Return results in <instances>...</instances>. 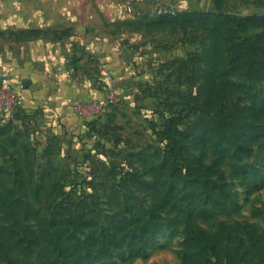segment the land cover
Here are the masks:
<instances>
[{
  "label": "rangeland",
  "instance_id": "obj_1",
  "mask_svg": "<svg viewBox=\"0 0 264 264\" xmlns=\"http://www.w3.org/2000/svg\"><path fill=\"white\" fill-rule=\"evenodd\" d=\"M160 7L172 15L218 9L214 0H142L135 4L79 0V15L84 19L93 13L98 16L93 31L100 28L102 37L110 34L123 43L124 66L112 69L107 53L90 37L75 49L79 54L68 52L66 69L72 82L79 78L80 85L89 83L88 94L35 100L23 106L16 119L0 115V229L11 227L19 216L7 190L38 209L50 223L56 213H76L77 204L83 201L94 224L80 231L83 245L87 246L86 238L92 233L106 230L97 247L105 246L109 252L101 260L92 253L89 264H185L186 227L179 211L183 184L171 170H163L170 133L171 140L184 146L172 153L173 163L185 170L201 160L204 166L218 170L202 180L204 197L215 182L228 185V208L212 217L201 208L198 227L226 249L224 264H258L246 234L254 232L264 238V149L256 147L251 157L238 162L198 143L213 38L204 26L156 24L163 14ZM107 10L126 15L108 17ZM222 11L231 16L264 14V0H225ZM75 30L65 36L74 38ZM243 36L261 39L264 45V25L250 28ZM89 44L101 60L91 58ZM104 68L113 75L112 83L105 79ZM218 68L217 92L222 104L227 110L238 105L243 118L254 122L248 110L255 100L263 99L264 74L256 80L244 77L226 53ZM69 69L74 70L73 76ZM76 102L87 104L84 114L75 110ZM163 202H167L164 208L160 206ZM113 220L119 225L111 226ZM27 224L39 232L36 220L31 218ZM9 252L16 264H28L37 258L39 248L31 255L18 249ZM3 260L0 252V264H5ZM60 264L73 263L65 258ZM191 264L205 263L195 258Z\"/></svg>",
  "mask_w": 264,
  "mask_h": 264
},
{
  "label": "trees",
  "instance_id": "obj_2",
  "mask_svg": "<svg viewBox=\"0 0 264 264\" xmlns=\"http://www.w3.org/2000/svg\"><path fill=\"white\" fill-rule=\"evenodd\" d=\"M214 1L217 4V10H191L176 15L163 13L155 22L159 25L164 23L182 27L204 26L210 29L214 55L207 72L204 86L207 100L201 109V130L196 139L203 146H209L216 155L240 162L251 157L256 147L264 149V96L259 101L255 100L254 106L248 110L249 115L255 118L254 122L243 118L242 109L238 105H235L233 110H227L217 92L220 84L218 67L221 68L226 53L233 67L236 70L239 68L244 77L256 80L255 77L258 78L264 74V45L261 39L243 36V33L250 28L264 25V14L231 16L222 11L225 0ZM22 109L23 107L13 114L15 119ZM164 133H167L166 130ZM167 137H169V144L163 170H171L172 176L174 178L179 176L183 184L179 193L183 206L179 211L184 215L186 227L185 264H191L195 258H199L205 264H224L228 258L226 249L214 242L211 234L198 227L196 217L203 207H205V214L210 217L217 211L227 209L228 185L224 182H215L209 194L204 197L202 180L218 173V170L211 166H204L201 160H196L195 166H185V170L182 166L173 163L174 158H170L172 153L184 146L171 140L172 134H167ZM179 157L177 155L175 159ZM11 191L7 190L6 194L17 206L19 216H16L11 227L0 229V252L5 264H16L9 252L16 249L31 255L35 249L39 248L37 258L28 264H60L65 258L71 259L73 264H89L88 259L94 252L97 253L96 259L100 260L109 255L105 246L97 247L101 241L100 236L104 235L103 232L106 230L92 233L86 238L87 246L83 245L79 236L80 231L94 226L88 217L90 209L85 207V202L81 201L77 204L76 213L70 211L65 215L62 212L56 213L50 223L40 215L38 209L27 205L21 196L15 197ZM166 205L167 202H163L160 206L164 208ZM140 213L148 215L146 211ZM116 216H122V214H116ZM31 218L37 221L39 232L27 224ZM116 223L118 222L113 220L110 225H119ZM53 228L57 232H53ZM115 229L117 231L119 228ZM246 235L259 259L258 264H264V238L254 232H247ZM87 249L89 252L84 255Z\"/></svg>",
  "mask_w": 264,
  "mask_h": 264
},
{
  "label": "crops",
  "instance_id": "obj_3",
  "mask_svg": "<svg viewBox=\"0 0 264 264\" xmlns=\"http://www.w3.org/2000/svg\"><path fill=\"white\" fill-rule=\"evenodd\" d=\"M131 1L135 4L142 0ZM106 13L119 19L126 15L123 11ZM96 17V13L86 19L79 15V0H0V67L8 69L21 88L22 107L42 98L59 100L70 93H89V83L80 85L79 78L72 82L66 69L68 52L75 56V49L90 37L99 50L107 53L112 69L124 66V57H120L123 43L110 34L102 37L100 28L93 31ZM72 29L77 36L66 37ZM76 63L79 66V60ZM25 80H29L27 86L23 85Z\"/></svg>",
  "mask_w": 264,
  "mask_h": 264
},
{
  "label": "built area",
  "instance_id": "obj_4",
  "mask_svg": "<svg viewBox=\"0 0 264 264\" xmlns=\"http://www.w3.org/2000/svg\"><path fill=\"white\" fill-rule=\"evenodd\" d=\"M159 12L163 13V9L160 7ZM172 13H175L173 10ZM89 52L91 58L100 59V56L96 53L92 44H89ZM68 74L71 76L74 74L73 69H69ZM103 73H105V79L107 82L112 83L114 80L113 75L108 71L107 68H104ZM73 81H77L76 78H72ZM23 93L20 87H18L9 72L8 69L0 67V115L10 114L13 115L17 112L23 103ZM109 100H114L113 96L109 97ZM98 108H102L103 104L95 103ZM75 110L81 114L86 112L87 104L86 103H75Z\"/></svg>",
  "mask_w": 264,
  "mask_h": 264
},
{
  "label": "water",
  "instance_id": "obj_5",
  "mask_svg": "<svg viewBox=\"0 0 264 264\" xmlns=\"http://www.w3.org/2000/svg\"><path fill=\"white\" fill-rule=\"evenodd\" d=\"M29 84V80H25L24 82H23V85L24 86H27Z\"/></svg>",
  "mask_w": 264,
  "mask_h": 264
}]
</instances>
